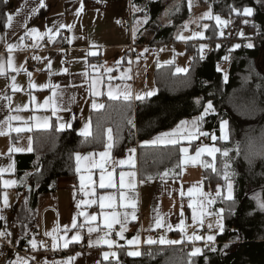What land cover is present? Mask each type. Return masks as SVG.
<instances>
[{
  "label": "crops",
  "instance_id": "crops-1",
  "mask_svg": "<svg viewBox=\"0 0 264 264\" xmlns=\"http://www.w3.org/2000/svg\"><path fill=\"white\" fill-rule=\"evenodd\" d=\"M158 0H144L141 5H136L141 8L147 9V14L150 17L147 24H143L140 27V31L137 32L136 39L132 38V27L136 19H142L144 16L143 12H133L132 5L134 4L132 0H116V1H105V0H83L84 11L80 14L79 17L75 15V12L79 9L80 0H45L47 4L46 9H41L39 14L32 17L27 21V27L36 28L41 33L47 31L48 28H52L53 24H65V25H74L71 31L67 28L60 29V35L55 38V42H50L47 36L40 41H34L32 37L27 41L26 37L23 41V49L17 50L13 53L14 62L16 67L23 66L27 69V66L30 63L38 64L39 68L32 73V82L37 86L36 88H29V77L23 72L14 73L8 72L7 78L0 77V95H12L13 96V107L17 105H27V111L19 113L24 120H28L29 124L34 125L35 121L30 119L33 116H39L41 119L47 117L49 118L50 127L48 128H36L33 127L31 132H23L20 134L12 133L11 136H0V168H8L14 163V169L12 172H6L3 175V179H15L17 180V185L14 187H9L4 189L2 186V180H0V196L4 192L7 194H12V192L17 193L18 201L16 206L18 208L14 209V215L12 214L11 221L15 224L17 231L12 233V241L15 245L26 248L29 251L27 258L31 260L34 256L35 260L32 261V264H43L45 260L51 262L53 260H65L69 256H75L76 253H82L75 261L74 264H96L97 261H101L102 264H105L108 261L102 260L103 251H111L107 246L102 247H93L88 248L87 244L89 241V236L86 232H82L83 240L81 243H72L69 245L68 249H63V241L59 239V236H62L63 233H57L58 240L57 243L61 245L58 250H52L53 240L46 233L52 232L54 227L59 226L63 228L64 226H70L73 220V217L76 216L78 211H85L89 215H97L98 219L94 222L96 225H99V228L102 230L97 231L92 234V239L97 237L104 236V233L107 229L103 228V216L101 215V210L98 207V204L92 205L89 207L86 204H81V207L77 209L76 203L81 200L94 199L96 197L85 196L84 192L80 190V181L79 174L76 172L72 175L63 176L57 179L53 184V189L48 193H38L36 189L30 187V178L33 173V163H26L24 159L33 151L34 143V134L39 131H47L53 128L59 130L58 124L62 121H57V116L62 117L63 121H68L71 117H75L72 120V128L76 125L78 133L83 129L84 125L91 120L92 132V115L94 110L91 108L92 99H95L97 103L105 105L107 100H111L107 96V85L111 83L113 88L119 86L121 92L129 91L128 86L131 88L132 100L137 101L135 96L138 95V88L130 84L131 77L124 72H120L118 68L127 61V58L136 56H145L146 58L150 56L149 52L153 49L154 45L165 46L167 48L175 46V43L178 42L176 38L178 33L181 32V25L187 23L192 17L193 11H189L184 17H187L183 22H178L179 18H182L179 14L178 5L184 0H174L168 5H165L162 8L161 12H158L159 8L153 9L154 4ZM187 1V0H186ZM201 2V0H199ZM10 7L7 13H14L16 10L21 8L23 5V0H9ZM207 6L212 5L210 3ZM38 4V0H28V7H35ZM185 9L181 13L184 15ZM201 12V11H200ZM131 17L132 25H120L118 21ZM204 24H208L209 27L214 21L203 20ZM24 15L17 17L13 23L11 29L5 27L4 31L0 36L6 35V43H19L20 37L24 36ZM191 32H196L197 29L194 25L189 27ZM56 31V29H54ZM205 37H207L208 32H204ZM160 37H165V40ZM71 41V42H69ZM160 41H166L160 42ZM5 42H0V60L6 61L9 54L6 51ZM183 42V41H181ZM194 42V46H200L201 42H204L208 47V42L206 40H188L185 43V54L192 58L189 54V43ZM34 43H38L40 46L33 47ZM49 45V49L45 48V45ZM93 45L95 47H93ZM131 45H134L131 47ZM199 48V47H198ZM147 49V51H145ZM206 50L204 56L206 55ZM95 51L96 56L89 55L90 52ZM34 56L41 57L40 61L33 59ZM51 61V69H48V62ZM26 61V63H25ZM191 62V60H190ZM224 64V63H223ZM221 64V65H223ZM96 65V68L93 69L91 66ZM123 70L125 67H122ZM220 66V65H219ZM175 72V66L173 64L164 65L159 67L156 72V85L149 86L148 89L140 94H145L149 91L158 93V84H157V75L159 72L169 69ZM190 67V63H189ZM188 67V69H189ZM113 69L112 72H107V69ZM64 69H67V72H63ZM87 72L89 75L85 77L83 73ZM61 73V74H56ZM176 73V72H175ZM185 74V73H178ZM15 76V82L21 86L22 91L13 93L9 87L11 83V77ZM112 77L111 81L108 80V77ZM123 77V78H121ZM130 77V78H128ZM130 79V81H129ZM93 80L100 81L97 83L94 90L102 92L103 94L96 97H91L89 95V85ZM49 81L53 84H59L60 88L57 89V104H63L65 107H70L71 111H63L53 114L50 110L44 108V101L51 96L52 89L42 88L43 85L48 84ZM74 85V86H73ZM42 89V90H41ZM29 92L35 98L32 103H29ZM136 92V93H135ZM156 93V94H157ZM154 94V95H156ZM152 95V96H154ZM75 96V101H72V97ZM151 96V97H152ZM145 98H150L145 96ZM144 98V99H145ZM123 99V98H121ZM0 103H5L0 101ZM101 110V109H99ZM7 109L0 108V120L5 116ZM15 114V113H13ZM194 119V118H193ZM190 119L188 121H191ZM14 126L23 127L22 122H13ZM71 129H65L62 131H69ZM174 130V129H173ZM173 130L169 131L172 132ZM205 131V130H204ZM164 132V133H169ZM210 132V131H208ZM163 133L156 135L155 137L144 141L137 142L134 146L129 149H135V153H130L129 149L121 157L115 155L114 147L111 150V159L108 161L106 167L111 171H114V175L118 181L120 172H136V188L135 189H120L128 197V202H136L137 210L136 215L137 219L131 221L128 224V231L125 232V240H120L116 235V229H119V225H115L112 230L110 237L113 240H117L120 244H126L127 240L133 239L137 234L141 237L140 251L151 249L156 246H181L183 244H189L187 242L177 245H148L145 241L151 237L152 239L158 240L161 235L166 236L170 240H180L182 239V234L179 231L172 230L167 231L165 228L154 229L153 217L156 215L154 209H158L160 215L164 216L165 223L171 224L174 228L179 223L181 203H183L184 208V217L185 223L188 225V230H194L189 235L198 231V225L193 226L191 220V208L188 207V204L194 199H202L197 193H194L192 197L187 195L188 189L193 186H198L199 183L203 182V192L207 193L209 190L205 188L204 184V169L202 166L203 162H212V158L205 155H202L200 162L193 165L191 162L188 164L181 163L183 159V154L180 152V167L178 174L173 177L170 173L169 177L161 178L162 173L169 170H174L177 173L175 168H167L163 170L160 174L156 172H151L150 154L152 153V147H175L179 148L181 145H171L164 143H152L157 137L162 136ZM216 134V133H215ZM217 135V134H216ZM221 134L219 133L220 136ZM91 137V136H90ZM29 139H31L32 151L28 152L27 148L29 146ZM228 142V141H227ZM206 144L211 146L215 143L216 147L221 148V144L226 143L223 140H217L213 142L206 137H200L199 140L192 141L191 144L187 140L182 141L183 146L189 147V155H194L197 146L201 144ZM22 148L25 149L23 152H9L10 148ZM105 151V149H100L92 151L99 153ZM90 153V152H89ZM88 153L82 154L86 155ZM219 153L216 154V157ZM129 156H132L135 161V168H131L129 165L125 164L119 166V160H126ZM96 160H99L97 155ZM26 166V167H23ZM151 176L153 179L147 180L146 177ZM26 177V179H25ZM99 178V169H93V179L98 181ZM128 179V178H126ZM23 181L24 183H21ZM143 181V182H141ZM166 181V182H165ZM183 187L185 193L184 197L180 196V189ZM88 189L86 188L85 191ZM138 193V200L136 195ZM99 195H114L118 205H122L124 201L121 200L119 196L118 189H98L97 197ZM12 196V195H11ZM32 196V199H31ZM31 199L30 205H26L25 201ZM13 201V197H11ZM2 200V199H0ZM20 206L22 208H20ZM30 207V209H27ZM9 209V208H6ZM3 210V215H5ZM27 210V214L25 212ZM13 211V210H12ZM104 212H111V209H104ZM117 211L129 213L132 212V209L129 207L124 209L122 206L117 208ZM8 212V211H7ZM16 212V213H15ZM14 216V217H13ZM32 216L35 220V226L23 227L28 218ZM84 223L83 216L77 217V224L81 225ZM4 227V226H3ZM119 231V230H118ZM158 231H163L158 233ZM76 229H73L68 233L69 238L74 235ZM27 233V235H24ZM198 232V234H200ZM207 235L208 233H204ZM23 237V238H21ZM35 237L38 242L39 239L47 238L51 242L49 244V249L54 254L63 253L64 256H48L45 254L44 249L40 247L39 242V251L33 252L30 250L31 246L28 241ZM86 238V239H85ZM218 241V240H217ZM217 243V242H216ZM190 245V244H189ZM117 252L125 249H115ZM191 251V250H190ZM16 255L10 253L5 256V260L0 264H9L10 260H15Z\"/></svg>",
  "mask_w": 264,
  "mask_h": 264
},
{
  "label": "trees",
  "instance_id": "trees-1",
  "mask_svg": "<svg viewBox=\"0 0 264 264\" xmlns=\"http://www.w3.org/2000/svg\"><path fill=\"white\" fill-rule=\"evenodd\" d=\"M87 1V0H85ZM116 1V0H105ZM174 0H158L153 9L162 11L165 5ZM141 5L144 0H132ZM205 3V0H201ZM213 12L221 17L234 19L237 26L243 18L229 14V5L236 7L251 6L254 16L248 18L256 28L244 25L249 30L254 47H244L229 53V42L220 44L219 50L212 55L199 58L198 47L189 43L191 62L188 72L175 73L171 67L157 75L158 93L143 100L125 101L107 100L104 108L94 111L92 115L93 136L85 140L80 136L76 125L69 131H58L53 128L34 134L33 151L24 159L33 163L30 187L38 193H48L58 178L75 173V153L85 154L105 149L107 129H112L115 155L121 157L138 141L144 142L158 134L176 128L182 120L196 118L201 107L195 104L197 98L202 104L211 101L219 117L229 121L230 139L221 144L222 149L229 151L228 161L234 173L232 177L235 188L236 204L233 214L225 212V232L218 237L216 252L205 249L204 256L196 257V264H264V214L258 212L251 202V196L257 192L264 193V5L257 0H207ZM10 7L0 4V13H7ZM178 22H183L188 13L187 1L179 5ZM185 9L184 15L182 10ZM212 23L205 39L209 44L218 43V34L213 36ZM4 18L0 16V34L4 31ZM165 40V37H160ZM229 40V39H228ZM244 41V40H242ZM166 42V41H160ZM220 42V41H219ZM231 56L229 62L225 55ZM263 57V58H261ZM259 61L261 68L250 72L247 68L253 61ZM229 63L228 80L224 73L218 72L217 66ZM260 78V79H258ZM263 79V80H262ZM262 80V81H261ZM132 123L129 124L128 121ZM219 118L215 115L206 117L203 130L219 135ZM150 154L151 172L160 174L167 168H175L180 161L179 147H152ZM225 158L218 154L216 167L221 169ZM26 167V166H23ZM177 173L179 168L176 167ZM217 183L224 182L212 170L204 169V184L207 190L214 191ZM2 204V200H0ZM216 207H225L219 199ZM31 228L35 220L28 218ZM26 221V222H27ZM4 222L0 221V230ZM235 229L236 231H233ZM236 238L233 242V238ZM229 247L224 249V245ZM125 250H120L121 264H186L189 252H183L181 246H156L144 250L140 257H128ZM105 264H115L106 262Z\"/></svg>",
  "mask_w": 264,
  "mask_h": 264
},
{
  "label": "snow or ice",
  "instance_id": "snow-or-ice-1",
  "mask_svg": "<svg viewBox=\"0 0 264 264\" xmlns=\"http://www.w3.org/2000/svg\"><path fill=\"white\" fill-rule=\"evenodd\" d=\"M99 2V0H97ZM258 3L264 5V0H257ZM197 0H187V6L189 11L192 10L194 6H196ZM205 3H207V0H205ZM0 4L7 5L8 0H0ZM47 4L45 3V0H38V4L35 7H28V0H23V5L21 8L16 10L14 13H0V16H3L4 18V26L8 29H11L13 26L14 21L17 17H20L23 13L24 15V28L25 33L24 36L20 37V42L13 44V43H6V33L4 36H0V42H5L6 51L9 54L8 59L6 61L0 60V77L7 78L8 72H14L19 73L23 71L28 77H29V88H36L37 86L32 82V73L28 72L26 68L23 66L16 67L14 62V56L13 53L17 50H22L24 45L23 41L25 37H32L34 41H40L44 38V36H47L50 42H55V38L60 35V29L67 28L69 31L74 28V25H65V24H53L52 28H48L46 32L41 33L36 28H28L27 27V21L30 20L32 17L39 14L41 9H46ZM133 12H143L144 16L142 19H136L134 22V25L131 29L132 31V38L133 40L136 39L137 32L140 31V27L143 24H147L150 17L147 14L146 8H141L139 6H136L135 4L132 5ZM84 11V4L83 0H80V6L79 9L75 12V15L77 17L80 16V14ZM229 14L232 16H235L237 18H243L242 23L244 25H249L251 23V26L253 28H256V24L252 23L248 18L254 16V9L251 6H242V7H236L235 4L229 5ZM201 20H207V21H214V25L212 26L213 36H218L220 38H226L225 37V29L229 27L232 24V21L230 19H224L220 15L215 14L211 10V6H209V10L206 11L201 17ZM194 22V21H190ZM119 23V21H118ZM198 27H201V31L193 33L189 37H185L182 33L183 31L189 30V24L185 23L181 25V32L178 33L177 39L181 41L185 40H205L210 39L211 37H205L204 32L208 30L209 25L208 24H200ZM56 29V31H54ZM230 35V34H229ZM237 35L244 40H248L249 42L244 47H247L249 49L254 47V44L251 42V38L247 37L245 33L241 30L237 33ZM71 42V41H69ZM40 45L38 43H34L33 47H39ZM241 44L237 43L232 48L229 49V53L232 51H235L239 48H241ZM93 47H95L93 45ZM221 45L218 43L216 45V49L219 50ZM207 48V45L201 44L198 48L199 58L201 60L205 59L204 56L205 49ZM163 50V49H161ZM147 51V49H145ZM91 56H96L97 53L95 51H92L89 53ZM33 59L36 61H40L41 57L34 56ZM224 61L229 62L231 60V56L225 55L223 57ZM174 61H170L169 63H173ZM26 63V61H25ZM131 63V61H129ZM93 69L96 68V65L91 66ZM48 69H51V61L48 62ZM218 72H222L223 70L217 66L216 69ZM113 69L108 68L107 72H112ZM177 72L181 73H187L188 69L186 68H177ZM63 72H67V69H64ZM61 74V73H56ZM85 77H87L89 74L87 72L83 73ZM123 78V77H121ZM130 78V77H128ZM224 81L227 82L228 76L227 74H224ZM113 78L108 77V80L111 81ZM16 78L15 76L11 77V83L9 87L11 88V91L13 93L22 91V88L20 85H18L15 82ZM100 81L93 80L92 83L89 85V95L91 97L100 96L103 93L94 90L97 83ZM74 86V85H73ZM42 88H50L52 89L51 96L45 99L44 101V108L48 109L50 106V110L53 114H56L63 111H71L70 107H65L63 104H57L56 97L58 95L57 89L60 88L59 84H53L51 81H49L48 84H45L42 86ZM42 90V89H41ZM107 96L111 100H120L123 98L125 101H129L132 99V93L131 91H125L121 92L119 86L113 88L111 83H108L107 85ZM154 91H149L143 95H136L135 99L137 100H143L145 96L151 97L154 95ZM34 97L31 95V92H29V103H32L34 101ZM75 96L72 97V101H75ZM0 101L5 103H0V108H6L7 111L5 113V116L2 120H0V136H11L12 133L20 134L23 132H31L33 130V127L36 128H48L50 127L49 118L45 117L41 119L39 116H33L30 119L35 121V124H29L28 120H24L22 116L19 115V113L23 111H27L28 106L27 105H17L16 107H13V96L12 95H0ZM195 104L201 107V113L199 116L194 118L191 121L188 120H182L180 123L176 126V128L169 133H163L162 136L157 137L155 140L152 141V143H164V144H171V145H181L179 148V152L183 154V159L181 163L188 164L191 162L193 165L200 162V158L202 155H207L212 158V162H203L202 166L205 167V169H211L213 173H216L220 179L223 180L224 184L223 186L219 183L216 185L215 195L213 196L211 193H204L203 192V182L201 181L198 186H193L192 188L188 189L187 195L189 197H192L194 193H197L202 199H194L189 204L188 207L191 208V220L193 222V226L198 225V231L192 233L191 235L187 232V227L185 223V217H184V205L181 203V210H180V218L179 223L175 226V228L171 224H166L164 216L160 215L158 212V209H154V212H156V215L153 217L154 221V229L159 228H165L167 231L176 230L179 231L182 234L181 240H170L167 239L166 236L161 235L158 240L152 239L149 237L145 242L148 245H154V244H160V245H176V244H183L185 242L192 245V250L188 253V259L186 264H196L195 258L204 256L205 249L211 252H216L219 249L216 247V240L217 236H222L225 232V212L227 211L228 214H233L234 212V205L236 204V197L234 194V182L232 177L234 176V173L231 170V164L228 161L229 158V151L227 149H222L215 146V143H213L211 146L206 144H201L200 146H197L195 150L194 155H189V147H185L182 144V141L187 140L189 144H191L192 141L199 140L200 137H206L209 140L216 142L217 140H223L225 142L229 141L230 139V133H229V121L226 119H223L222 117H219V113L216 112V109L211 101H208L206 104H202L201 99L197 98L195 100ZM91 108L94 110H99L104 108V105L101 103H97L95 99H92L91 102ZM15 113V114H13ZM215 115L219 118V127L218 131L220 132V136H217L215 132H208L203 130V124L206 120V117ZM75 117H71L68 121H63L62 117L57 116V121L59 122L58 128L59 130H65V129H71L72 128V120H74ZM13 122H22L23 127L21 126H14ZM129 124L132 123L131 120L128 121ZM80 136L84 137L85 140H87L88 137L93 136L92 132V125L91 120H89L83 127V129L79 133ZM104 143L105 151H101L98 154L95 152H90L86 155H81L80 153H75L74 159H75V172L79 174V181H80V190L84 192L85 196H91L96 197L94 199H88V200H81L77 201L76 207L79 209L81 207V204H86L89 207L92 205L98 204L99 209L101 210V215L103 216V228L107 229V231L104 233V236L97 237L96 239H92V234L96 233L99 230H102L99 228V225H96L94 222L97 221L98 217L97 215H89L85 211H78L76 213V216L73 217L72 223L70 226H64L63 228H60L59 226L54 227L52 232L46 233V235L50 236L53 240L52 244V250H58L61 245L57 243L58 236L57 233L62 232L63 235L59 236V239L63 241L62 248L68 249L69 245L72 243H81L83 240L82 232H84L86 228V232L89 236V241L87 244L88 248L93 247H102L107 246L108 249L111 251H103L102 252V260L103 261H109L110 258H112L115 261V264H121L120 261V253L117 252L115 249H125L124 255L128 257H140L143 253L139 250L141 245V237L139 234H137L133 239L127 240L126 244H120L117 240H113L111 238H108L112 234L113 227L115 225H119V231L116 233V235L119 237L120 240H125V232L128 231V224L131 221H135L137 219L136 210H137V204L136 202H128V197L125 195L123 191H120V189H135L136 188V172L130 171V172H120L118 181L114 175V169L109 170L106 165L108 164V161L111 159V150L114 147V138L112 134V129H107V140ZM25 149L22 148H16L12 147L10 148L9 152H23ZM28 152L32 151L31 147V139H29V146L27 148ZM130 153H135V149H129ZM219 153L222 155L225 160L223 162V167L221 169H217L216 167V154ZM97 155L99 156V160H96ZM119 166H123L125 164L129 165L131 168H135V161L132 156H129L126 160H119L118 162ZM177 167H180V163L177 164ZM14 169V163L10 165L8 168H0V180H2V186L4 189H7L9 187H14L17 185V180L15 179H3V175L6 172H12ZM93 169H99V178L98 181L93 179ZM175 177L176 175H179L174 170L165 171L164 173L160 174L161 178L169 177V175ZM128 178V179H126ZM26 179V177H25ZM147 180L153 179L151 176L146 177ZM143 182V181H141ZM166 182V181H165ZM21 183H24L21 181ZM88 189L85 191V189ZM98 189H118L119 196L124 203L122 205H118L116 201V197L114 195H99L97 197V191ZM185 195L183 191V187L181 186L180 189V196L183 198ZM0 199H2V204H0V221L4 222L3 230H0V240H5L9 245H13L14 242L10 239L12 236V233L8 230V223H7V217L3 215V210L10 207L9 204V198L7 195V192H4L2 196H0ZM136 199L138 200V193L136 195ZM219 199V202L222 204H227V208L225 207H219L213 209V205L217 203V200ZM255 208L258 212L264 214V194H255L252 197ZM27 203V201H25ZM123 207L124 209L131 208L132 212L129 213L127 211L120 212L117 211L118 207ZM104 209H111V212H104ZM212 209V210H210ZM83 216L84 223L81 225L77 224V217ZM209 217H216L215 224L208 223L207 228L209 230V234L207 235H200L198 232L202 231L205 226V220ZM23 227H27V225H23ZM73 229H76V232L74 235H72L70 238L68 236V233L71 232ZM215 229V234H211L213 230ZM233 231H236L233 229ZM24 235H27V233H24ZM23 238V237H21ZM236 238H233V242H235ZM198 242H203L204 247L201 248L199 246H196ZM28 243L30 244L31 248L30 250L33 252L39 251L38 242L36 241L35 237H32ZM2 247V245H0ZM229 247L228 244L224 245V249H227ZM47 250V249H46ZM82 253H76L75 256H69L65 260H53L51 262L45 260L43 264H74V261L80 256ZM35 260V257L33 256L31 260L27 257H21L18 253L16 254L15 260H10L9 264H32V261ZM96 264H102L101 261H97Z\"/></svg>",
  "mask_w": 264,
  "mask_h": 264
},
{
  "label": "rangeland",
  "instance_id": "rangeland-1",
  "mask_svg": "<svg viewBox=\"0 0 264 264\" xmlns=\"http://www.w3.org/2000/svg\"><path fill=\"white\" fill-rule=\"evenodd\" d=\"M208 10H209V6H207V4H202L199 0H197L196 6H194L192 8V11H193L192 13H194L193 17L187 22L189 24V27L191 25H194V27L197 29L196 32L201 31L202 29H201V27H198V25L204 24V23H203V20L200 19V17ZM222 18H224V17H222ZM224 19H228V18H224ZM230 20H234V19H230ZM190 21H194V22H190ZM235 26H236V31L232 34V36L229 38V40H226L224 43H222L224 45L228 41L229 42V48L228 49L232 48L237 43L241 44L243 42V44H247L249 42L248 40L241 39L237 35V33L242 30L247 37H250L251 33H249L248 28L247 27H243L244 25H242V24L237 26L236 21H235ZM193 33H195V32H191L190 29H189L187 31H183L182 34L185 37H189ZM242 40H244V41H242ZM187 41L188 40H185V41L181 42V40H178V42L175 43V46H172V47H169V48H167V45L161 46V47L157 46V45H154L153 49H151L150 52H149V54H150L149 57L146 58L145 56L141 55V56L133 57V59H132L131 58L132 56H130V57L127 58V61H124V62H126L124 64V66L121 65L122 67H125V69L123 70V68H121V66H120L118 68V70L120 72L127 73L131 77L130 79H131L132 83L130 82V84H132L133 86H136L138 88L137 94L141 95L140 91L142 93H144L148 89L149 86L153 87V86L156 85V81H155L156 80V72H157L159 67H163L164 65L173 64L175 66V72L176 73H181V72H177L176 71L177 68H186V69H188L191 59H190V56L185 54V43ZM251 42L253 43V41H251ZM213 43H216V42L214 41ZM218 43H220V42L218 41ZM201 44H205V43L201 42L200 45ZM210 44H208V47H209ZM208 47H207V50H208ZM161 49H163V50H161ZM207 50H206V53H207ZM261 58H263V57H261ZM129 61H131V63H129ZM170 61H174V62L173 63H169ZM257 62L259 63V61H257V60L251 62L247 69L250 72L258 71L257 69H259V67L261 68V64H258ZM219 67L223 70L222 72L224 74H227L228 71H229L230 65H229V63H225L223 65H220ZM262 69H264V66H262ZM130 79H129V81H130ZM258 79H260V78H258ZM156 87H157V85H156ZM128 90L131 91L130 86H128ZM156 93H157V89H156L155 94ZM215 190L214 191L210 190L207 193H211L214 196L215 195ZM258 193L259 194H264L262 191L257 192L255 194H258ZM234 194H235V188H234ZM255 194H253L251 196V198H250L251 202L253 203L254 206H255V203H254L252 197ZM7 195H8V198H9L10 207H8L9 209H6L4 211V213H5L4 216L7 217L8 230L11 231L12 233H15L17 231V228H16L15 224L11 221V218H12V214L14 215V209L18 208V206H16V203L18 201V196H17V193H15V192H12V194H11L12 196L10 194H7ZM11 197H13V201H12ZM31 199H32V196H31ZM31 199L28 198L26 200L27 203H25V204L26 205H30ZM20 208H22V207L20 206ZM215 208H219V207H216V204H215V205H213V209H215ZM27 209H30V207H28ZM210 210H212V209H210ZM22 213L27 214V210L25 212H22ZM30 217L31 218H29V219H30V221H32V216H30ZM215 220H216V217L206 218L205 226L203 228V232L204 233L207 232L209 234V230L207 228V224L208 223L215 224ZM224 224H225V220H224ZM25 225H27L28 227H31L29 221L25 222ZM192 231H194V230H188L187 232L189 234ZM211 234H215V229L213 230V232ZM200 235H204L202 233V231H201ZM218 237L219 236H217V240H218ZM217 240H216V242H217ZM189 246H190V250H192V245L190 244ZM196 246H199L201 248L204 247L203 242H198ZM5 256H1L0 255V263L5 260L4 259Z\"/></svg>",
  "mask_w": 264,
  "mask_h": 264
},
{
  "label": "built area",
  "instance_id": "built-area-1",
  "mask_svg": "<svg viewBox=\"0 0 264 264\" xmlns=\"http://www.w3.org/2000/svg\"><path fill=\"white\" fill-rule=\"evenodd\" d=\"M232 21V25H230L229 27H227L224 31H225V37L226 38H220L218 36V39L220 41V44L224 43L226 40H228L232 34L236 31V26H235V21L234 20H231ZM119 24L120 25H132V18L131 17H127V18H124L122 20L119 21ZM230 34V35H229ZM26 40L29 41L30 40V37H26ZM216 44L217 43H211L208 47V50H207V55H212L215 50H216ZM134 45H131V47H133ZM45 48L49 49V45L46 44L45 45ZM39 68L38 64L36 63H30L28 66H27V71L28 72H35L37 71ZM118 228L116 229V233L118 232ZM163 231H158V233H162ZM10 239L12 240V236L10 237ZM86 239V238H85ZM39 242V245L41 248L44 249V252L46 255L48 256H64L65 254L63 253H59L58 255L57 254H54L50 249H49V244H50V240L47 239V238H44V239H39L38 240ZM0 245H2V247H0V255L1 256H5L9 253H12L14 255H16L17 253L21 256V257H27L28 254H29V251L26 249V248H23V247H20V246H17L15 244L13 245H9L7 243V241L5 240H0ZM47 249V250H46ZM181 249L183 252H190V246L188 244H183L181 245ZM110 262H113L115 263V261L110 258L109 260Z\"/></svg>",
  "mask_w": 264,
  "mask_h": 264
}]
</instances>
